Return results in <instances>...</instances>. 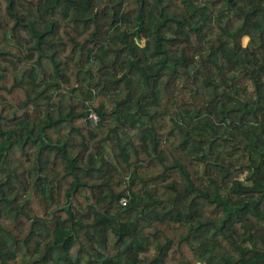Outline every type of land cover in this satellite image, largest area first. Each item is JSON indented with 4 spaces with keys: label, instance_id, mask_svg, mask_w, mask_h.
Returning a JSON list of instances; mask_svg holds the SVG:
<instances>
[{
    "label": "trees",
    "instance_id": "trees-1",
    "mask_svg": "<svg viewBox=\"0 0 264 264\" xmlns=\"http://www.w3.org/2000/svg\"><path fill=\"white\" fill-rule=\"evenodd\" d=\"M0 264H264V0H0Z\"/></svg>",
    "mask_w": 264,
    "mask_h": 264
},
{
    "label": "built area",
    "instance_id": "built-area-1",
    "mask_svg": "<svg viewBox=\"0 0 264 264\" xmlns=\"http://www.w3.org/2000/svg\"><path fill=\"white\" fill-rule=\"evenodd\" d=\"M88 119L90 120V122H92L94 124H97L100 121V117L95 110H91L89 112ZM121 202L125 205L127 202L126 198L122 199Z\"/></svg>",
    "mask_w": 264,
    "mask_h": 264
},
{
    "label": "rangeland",
    "instance_id": "rangeland-1",
    "mask_svg": "<svg viewBox=\"0 0 264 264\" xmlns=\"http://www.w3.org/2000/svg\"><path fill=\"white\" fill-rule=\"evenodd\" d=\"M245 40H247V41H248V38H245V39H244V44H246V43H245Z\"/></svg>",
    "mask_w": 264,
    "mask_h": 264
},
{
    "label": "clouds",
    "instance_id": "clouds-1",
    "mask_svg": "<svg viewBox=\"0 0 264 264\" xmlns=\"http://www.w3.org/2000/svg\"><path fill=\"white\" fill-rule=\"evenodd\" d=\"M245 43H247V40H245Z\"/></svg>",
    "mask_w": 264,
    "mask_h": 264
}]
</instances>
